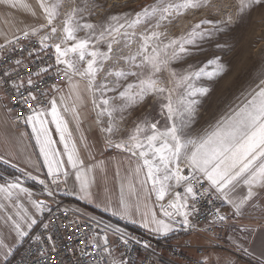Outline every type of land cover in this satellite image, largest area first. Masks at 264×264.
Returning a JSON list of instances; mask_svg holds the SVG:
<instances>
[{
	"label": "snow or ice",
	"instance_id": "6c2138e0",
	"mask_svg": "<svg viewBox=\"0 0 264 264\" xmlns=\"http://www.w3.org/2000/svg\"><path fill=\"white\" fill-rule=\"evenodd\" d=\"M0 4L10 8L22 6L37 21L42 19L38 23H25L11 33L5 31L0 43V89L9 93L8 103L12 105L11 108L3 105L6 115L31 128V138L39 149L33 167L37 172L41 166L46 169V179H41L12 163L10 158L0 156V163L19 173L13 177L0 176L3 181L0 183V211H11L3 220L9 226V235L14 233L11 243L0 235V264H11L16 245L28 237L37 224V214H50V219L43 223L45 230L56 226L53 220L59 222L60 209L53 213L49 203L34 198L35 193L25 187L26 180L38 182L42 186L41 194L53 198V203L58 191L90 203L103 194L106 212L110 211L120 220L139 222L154 236L165 238L196 228L194 218L200 213L197 205L201 198L209 197L207 203L212 204L210 197L214 196L232 210L233 215L229 217L215 208L209 214L213 226L240 218L249 208H260L257 201L264 203V70L256 80L242 85L239 95L214 122H206V126L195 130L201 100L211 92L212 84L228 71L227 62L221 55H214L200 65L188 63L181 70L173 66L204 51V43L226 36L233 27L243 23L252 10L264 9V0H237L235 10L230 12H224L227 5L218 7L212 0H154L139 11L116 12L98 22L86 17H91L93 9L103 5L89 3V0H81V3L72 0V6L63 12L62 0H36L35 7L27 0H0ZM205 8L209 9L208 15L224 14L219 19L202 18L187 25L178 35H168L173 21ZM81 32L83 36L79 35ZM54 39L58 42L53 43ZM33 40L39 47H29ZM133 43L137 44L134 51L120 54L121 45L130 48ZM101 45H105L106 50ZM18 49L19 58L13 59L12 54ZM215 49L226 53L230 46L226 41L217 42ZM41 52L53 58L54 63L45 64ZM33 54L35 59H31ZM121 61L125 67L116 66ZM25 67L27 71L21 75ZM45 76L65 82L66 90L59 83L47 85ZM41 82L45 83L44 87L40 86ZM85 96L91 103L90 113L80 111L86 104ZM149 97L158 106L160 119L144 115L127 133L126 139H113L119 131L117 121L123 120L125 113ZM25 106H28L26 112ZM15 108L21 109L19 114L13 111ZM91 113L95 115L89 126L102 134L103 150L115 149L129 154V167L124 169L123 175L119 166L115 172L114 179L120 189L116 201L111 199L107 184L102 183L107 176L100 179L97 176V169L103 170V161L86 164L70 128V122H74L75 131L81 133L78 139L90 155L92 146L83 133L82 124ZM51 125L59 135L62 151L55 146L57 141L52 137ZM153 194L159 204V215L155 207L147 205ZM166 196L171 199L164 203ZM72 226L77 231L83 230L80 243L84 255L95 256L92 264H100L106 257L110 258L109 264H135L126 254L113 255L109 246L108 232L127 252L132 250L131 243L141 244L120 227L102 226L100 221L90 217L83 221L68 220L65 227ZM89 230L94 235L87 242ZM100 231L104 232L102 237ZM35 239L40 240V237ZM47 239L52 241V236L48 235ZM142 246L151 247L148 242H143ZM235 246L255 256L242 244ZM89 247L94 252H88ZM56 251L54 243L50 250L38 249L34 264L45 258L51 264L58 258L51 255ZM255 258L257 264H264V250ZM196 264H207V261L200 260Z\"/></svg>",
	"mask_w": 264,
	"mask_h": 264
},
{
	"label": "built area",
	"instance_id": "2783aa9c",
	"mask_svg": "<svg viewBox=\"0 0 264 264\" xmlns=\"http://www.w3.org/2000/svg\"><path fill=\"white\" fill-rule=\"evenodd\" d=\"M9 38H11V35ZM0 43H3V39L0 40ZM29 47H39V45L33 40ZM18 54L19 49L16 54H12V58H19ZM24 55L27 57V53ZM40 56L43 57L45 64L54 63V59L45 55V53L41 52ZM35 58V54H33L31 59ZM27 62L28 60L25 59V64H27ZM32 70L34 72L36 70L35 67H33ZM26 71L27 68L25 67L20 74L24 75ZM54 71L55 69L52 70L53 73ZM44 82L49 86L52 83H59L60 85L63 83V81L56 78L48 79L47 76L44 77ZM44 82H41V87L45 86ZM8 95L9 93L0 89V97H2V99H0L1 105L8 104V107L11 108L12 105L8 103ZM27 107L28 106H25V112ZM13 111L19 114L21 109L15 108ZM10 117L15 126L27 127L17 123L13 116L10 115ZM0 176L13 177V175H9L3 171L1 167ZM177 191H182V189H177ZM41 193L42 186L35 192V198L45 200L49 203L52 206L53 213H56L57 208H59V222L57 224V222L53 220V224H56V226L45 230L43 228V223L50 219V214L46 212L43 216H39L38 222L29 232V236L24 238L14 255L10 258L11 264H34V261L37 259V250L46 248L50 250L52 243L55 244L57 251L51 253V255L58 258L52 261L51 264H92L95 256L89 257L84 255V247L80 243V240L83 239V230L77 231L74 226L71 228L65 227L67 221L73 219L83 221L90 217L95 221H100L102 226L106 224L118 226L130 236L137 238L141 241V244L131 243L130 248L132 250L131 252H127L123 246L117 243L112 233L108 232L109 246L112 248L113 255L120 257L121 254H126V256H130L131 259L135 261V264H196V262L202 260V258L192 255L189 249H195V252L201 256L208 249V246L194 245L190 239V235L209 236L217 241H222L228 236V232L232 225V220H228L226 223L212 225L209 214L213 212L215 208H219L222 214L229 216L222 208V200H218L214 196L210 197V199L213 200L212 204L207 203L209 197L200 199L197 205L200 209V213L194 218V223L196 224L194 230H181L169 234V236L165 238L162 236H154L137 223H131L129 220H120L118 217L112 216L110 212L90 206L65 191L57 192L54 197L55 203H53V198H49ZM168 199H171V196H167L164 203H166ZM48 235L52 236V241H48ZM93 235L94 232L89 230L87 242L92 240ZM100 235L102 237L104 232L100 231ZM36 236H39L40 240H36ZM143 242L150 243L151 247L147 249L144 248L142 246ZM215 244L219 247L223 246V244L219 242ZM87 251L94 252V249L89 247ZM109 261L110 258L106 257L104 260H101L100 264H109ZM38 264H48V259H39Z\"/></svg>",
	"mask_w": 264,
	"mask_h": 264
},
{
	"label": "crops",
	"instance_id": "0c3cea01",
	"mask_svg": "<svg viewBox=\"0 0 264 264\" xmlns=\"http://www.w3.org/2000/svg\"><path fill=\"white\" fill-rule=\"evenodd\" d=\"M27 2L35 7L31 0H27ZM25 23H38V21L22 6L10 8L9 6L0 4V40L3 39L5 31L11 33ZM60 86L66 90L65 82ZM84 99L86 104L81 106L80 111L90 113V100L87 96H85ZM93 119L94 113H91L88 115L87 120L82 124L83 133L87 137L88 143L92 146L90 155L88 150L84 149L82 142L78 139L81 133L75 131L74 122H70V128L73 130V138L77 139L78 147L81 149L82 158H85L86 164H98L100 161H103V170L101 171V169L98 168L97 176L98 179L105 175L107 176V180H102V183L107 184L111 199L116 201L119 198L120 189L119 183L114 179L115 172L119 166L123 175L124 169L129 167V154L115 149L103 150L101 143L102 134L99 133L94 126H89ZM50 127L52 129V137L57 141L55 146L62 151L63 145L59 143V135L55 132V126L51 125ZM30 134V127H17L14 125L10 115H6V111L0 103V156H4L6 159L10 158L12 163H16L18 167H24L26 170L31 171L33 175H39L41 179H46V169L41 166L40 171L37 172L36 168L33 167V163L38 158L39 149L36 147L35 140L31 138ZM29 157H31V160H29ZM0 167L9 175H19V173L9 165L0 163ZM2 182L3 181L0 180V183ZM24 183L25 187L30 188L34 193L41 187L38 182L32 180H26ZM63 187L64 186L61 185V188ZM69 191H71V188H69ZM74 197L90 206L104 210L105 198L103 194L92 203L87 200H81L77 196ZM143 198L144 194L141 193L142 201ZM257 203L260 204V208H249L244 216L231 219L232 225L228 232V236L222 241H217L209 236L190 235V239L194 245H206L208 246V249L201 256L198 255L193 248L189 249V252L196 257L202 258V260H206L208 264H257L255 257H258L260 252L264 250V211L260 210L264 209V203H261L260 201H257ZM147 205L149 208L155 207V210L159 215V204L156 202L154 194L147 200ZM222 208L228 213L229 217L233 215L230 206L224 201H222ZM143 210L144 208L142 206L141 211ZM30 211L34 212V209L30 208ZM6 214H11V211L7 213L0 211V235L6 236L8 242L11 243L14 240V233L9 235V226L6 225L3 220V216ZM37 216L39 219V214H37ZM135 219L139 221V215H136ZM137 224L141 226L139 222ZM242 228L245 230L241 231ZM216 242L222 243L223 246H217L215 244ZM20 244L21 243L16 245L15 252ZM236 244H242L244 248H247L250 253H254L255 256L248 255L245 252L238 250L235 246Z\"/></svg>",
	"mask_w": 264,
	"mask_h": 264
},
{
	"label": "rangeland",
	"instance_id": "374dc122",
	"mask_svg": "<svg viewBox=\"0 0 264 264\" xmlns=\"http://www.w3.org/2000/svg\"><path fill=\"white\" fill-rule=\"evenodd\" d=\"M31 1L35 5L36 0ZM153 2L154 0H89V3L102 4L103 7L93 9V15L86 18L91 20V22H98L105 15L128 10L139 11L142 6ZM236 2L237 0H212V3L218 7L227 5L224 8V12L234 11ZM62 3V12L67 11L72 6V0H62ZM76 3H81V0H76ZM208 12L209 9L205 8L178 18L169 26L168 35H178L187 25L198 22L202 18L219 19L224 14V12H221L216 15H208ZM38 22H42V19ZM79 35L83 36L84 33L81 32ZM225 41L229 44L230 51L226 53L217 51L215 43ZM52 42L55 43L58 40L54 39ZM120 47L122 49L120 54L128 55L135 50L137 44L133 43L130 48H123L122 45ZM202 47L204 51L198 55L189 57L183 63L178 62L173 66L177 70H181L188 63L200 65L214 55H221L224 61L227 62L228 71L212 84L211 92L202 98L198 109V121L195 125V130L206 126V122H214L223 113L226 105L239 95L242 85L256 80L259 73L264 70V9L257 8L252 10L245 17L244 22L233 27L226 36H221L219 40L204 43ZM101 48L106 50L105 45H101ZM108 66L110 65H106V67ZM116 66L125 67L123 61ZM109 79L113 78L110 77ZM109 95H113V93H109ZM149 105H152V107L150 108ZM144 115L160 119L158 106L153 104V98L151 97L146 102L131 108L129 112L125 113L123 120L117 121L119 131L116 132L113 139L117 141L122 138L126 139L127 133ZM161 123H163L162 120Z\"/></svg>",
	"mask_w": 264,
	"mask_h": 264
}]
</instances>
